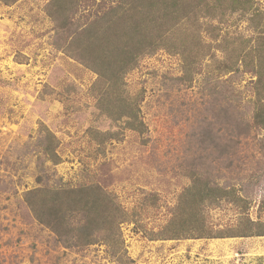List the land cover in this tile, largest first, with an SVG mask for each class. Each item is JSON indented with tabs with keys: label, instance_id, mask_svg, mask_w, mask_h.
Instances as JSON below:
<instances>
[{
	"label": "rangeland",
	"instance_id": "1",
	"mask_svg": "<svg viewBox=\"0 0 264 264\" xmlns=\"http://www.w3.org/2000/svg\"><path fill=\"white\" fill-rule=\"evenodd\" d=\"M51 1H0V264H264V235L160 236L193 184L233 190L242 200L201 203L204 229L233 232L247 220L264 233V130L252 120L256 77L224 75L217 61L221 36L255 47L264 0H256V17L207 20L218 36L202 34L210 57L192 80L179 54L160 49L139 59L121 89L127 98L142 96L134 129L125 105L103 103L94 89L98 75L65 47L72 32L47 14ZM100 135L109 138L99 144ZM47 141L55 143L56 165L41 155ZM57 184L94 185L115 197L126 213L119 252L107 242L66 248L35 221L24 194Z\"/></svg>",
	"mask_w": 264,
	"mask_h": 264
},
{
	"label": "trees",
	"instance_id": "2",
	"mask_svg": "<svg viewBox=\"0 0 264 264\" xmlns=\"http://www.w3.org/2000/svg\"><path fill=\"white\" fill-rule=\"evenodd\" d=\"M0 1L9 4L17 0ZM256 8V0H52L46 12L57 22L56 26L60 30L72 32V38L65 47L76 52V59L98 75L99 83L94 88L98 89V97L103 103L112 98L119 105L124 104L125 115L134 129L142 96L127 98L121 89L124 76L137 67L139 59L160 49L179 54L185 79L190 76L192 80L200 72L201 62L210 57L202 34L211 38L218 36L217 27L207 23V20L213 18L221 23L227 13H255ZM71 15H77L80 21L77 26L73 25ZM80 19L84 21L83 24ZM263 24L262 21V25L261 22L255 25L258 30L255 47L249 48V39L226 36H221L217 46L223 55L217 61L224 75L244 72L256 77L252 120L262 130ZM179 34L185 37L174 39ZM188 40L196 42L197 47H188ZM214 56L211 55L212 60ZM99 138L101 144L109 137L100 135ZM41 150L45 161L53 165L60 162L52 141H47ZM38 181L41 179L38 178ZM193 187L181 195L167 229L164 234H160L162 240L179 239L181 236L231 238L264 235L262 231L251 230L253 223L247 220L241 224V229L233 232L217 234L204 229L198 220L201 203L207 199L213 202L218 198L233 204L242 200L233 194V190L216 191L205 185L198 188L196 184ZM24 202L35 221L49 229L66 248L82 249L94 243L107 242L108 246H112V251L119 252L118 225L124 222L126 213L116 203L115 197L100 187L91 185L75 188L65 184L40 187L27 191Z\"/></svg>",
	"mask_w": 264,
	"mask_h": 264
}]
</instances>
